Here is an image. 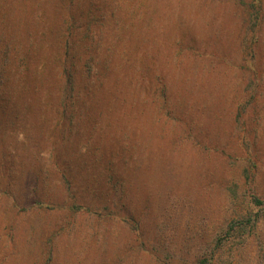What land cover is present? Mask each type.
Returning <instances> with one entry per match:
<instances>
[{
    "label": "rangeland",
    "instance_id": "374dc122",
    "mask_svg": "<svg viewBox=\"0 0 264 264\" xmlns=\"http://www.w3.org/2000/svg\"><path fill=\"white\" fill-rule=\"evenodd\" d=\"M258 1L0 0V264H264Z\"/></svg>",
    "mask_w": 264,
    "mask_h": 264
},
{
    "label": "trees",
    "instance_id": "16d2710c",
    "mask_svg": "<svg viewBox=\"0 0 264 264\" xmlns=\"http://www.w3.org/2000/svg\"><path fill=\"white\" fill-rule=\"evenodd\" d=\"M255 4L258 5L259 1L258 0H254ZM253 4H251L250 6L252 8H256ZM61 74L63 76V81H64V86L62 89V93H61V100H62V106L65 108L66 102L69 99V97L72 96L73 91H74V86H75V82H74V77L71 73L68 72V68L67 65L64 63V61H61ZM254 203L258 206H262L264 204V202L259 201L257 199L254 198ZM259 208V207H257ZM258 217L259 214H251L248 217L240 220V221H236V222H232L228 229H227V233L229 236H239L240 239H242L243 241L241 242V247L245 245V243L249 240L246 239L247 235H249L252 230L254 231L256 229V224L258 222ZM243 250V249H242ZM214 256V255H212ZM214 263V259L213 257L209 258V260L205 261V262H201L199 264H213Z\"/></svg>",
    "mask_w": 264,
    "mask_h": 264
}]
</instances>
